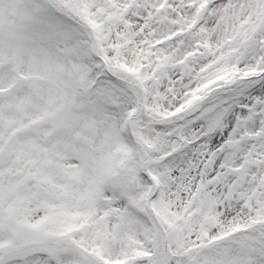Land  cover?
Instances as JSON below:
<instances>
[{"label": "rangeland", "instance_id": "374dc122", "mask_svg": "<svg viewBox=\"0 0 264 264\" xmlns=\"http://www.w3.org/2000/svg\"><path fill=\"white\" fill-rule=\"evenodd\" d=\"M20 5L0 0V264H131L138 252L157 264H264V0H108L101 45L87 28L96 58L73 61L59 47L66 20L48 10L13 26ZM111 67L133 84L90 95ZM230 72L258 84L213 99ZM134 142L152 147L153 163L142 151L140 169ZM160 178L180 238L151 249L144 208L155 216ZM128 202L142 224L119 236L112 212ZM220 238L229 254L195 252Z\"/></svg>", "mask_w": 264, "mask_h": 264}, {"label": "trees", "instance_id": "16d2710c", "mask_svg": "<svg viewBox=\"0 0 264 264\" xmlns=\"http://www.w3.org/2000/svg\"><path fill=\"white\" fill-rule=\"evenodd\" d=\"M106 2L108 3V0H43V3H40V5L35 0H21V5L19 6V11L17 13H23V16L19 17V21L17 20L14 23L12 22L11 24H13V26H16L18 24L26 22L28 25L31 26L33 23L36 22L38 15L44 14L46 11L51 10V12H53L56 16L63 17L66 20V26L70 27L71 29L69 39L67 38L66 40H64L65 33H63V35L61 36V41L65 42H62L59 47L60 50L63 51L64 56L70 60H72L73 57L76 56L79 58L83 57L84 60L87 58L94 59L96 58V56H94L92 51L93 40L90 37L87 28H93L94 36L96 37L98 43L101 45L102 40L99 38L101 30L99 29L102 28L105 20L113 18L111 14H106V11H108V9H111V6L106 7ZM52 5H63L70 11L71 14H56V10L54 9V7H52ZM261 27L262 29L264 28V22L263 24L261 22ZM260 63H264V56L261 57ZM260 77H262V75H260ZM239 79L241 78H239L238 73L230 72L227 76H225V80L222 82L224 86L215 91L213 99L219 100L224 97L230 96L231 98L236 97L235 99L240 100L241 96L244 93L250 92V90L258 84H251L250 82L248 83V80L246 81V79ZM131 81L132 80L129 78V76L126 73H123L122 70L111 67L110 69H108V71L105 69L102 70V72L100 73L99 82L96 85L94 84L91 87H88V91L90 95L91 92L94 91L98 93L99 90L102 88L101 85L104 84V87L102 89L107 92V90L111 89V86H113V84L110 83H116L121 85H125V83L133 84V82ZM107 82L109 83V85L105 86ZM236 128V126H233V128L230 130L229 138L233 137ZM138 137L140 138L139 135ZM142 144L147 149L148 155L150 157V164L153 163L152 157L154 156L155 151H153L152 147H150L149 145L147 146V144H144L143 142ZM132 151L133 153H135L136 157L140 161V169H142L143 154L141 153L139 145L135 142L133 144ZM126 163L127 160L122 164L120 170L125 167ZM116 178L117 177H111L108 179V181L114 182ZM120 186V183H110L109 186L106 188L108 191H110V197L112 199L120 200L123 198L126 189H121ZM165 187V180L160 178V180L158 181V190L156 193L157 195L154 199L155 203H153L154 207H152L156 218H154L151 213L147 210V208H144L143 206L145 214L148 217V221L152 223L151 229L149 231L146 230L144 233V236L147 239V243L150 242V244L152 245L151 249L154 248L153 246L159 245L160 241H157L158 236H161L163 242L165 235L167 236V246L175 245L180 238V230L172 227V224L170 225V222H167L168 218L165 215L164 203L162 201L165 195ZM135 192L136 191L133 190V194ZM112 217L116 221L114 225V228H116L115 234L119 236H121L124 232H127L129 234L130 232L134 231L137 226L142 224L141 216L138 214L137 207L129 202L125 205L123 210L119 212H112ZM255 226L256 225H253L248 229L233 232L227 238L232 241L234 239H237L242 234H246L249 237L252 235L251 231L257 229L255 228ZM162 227L165 229V232L162 230ZM258 228H260V233H264V224ZM207 241L208 243L202 244V246H200V249H197V251H195L199 253V256H201L202 252L206 250H209L208 252L210 253V251L213 250L214 246L216 245L225 247V254H229V252L231 251V246L233 244V242H223L222 238L216 240L207 239ZM253 244L251 245V247H248L246 252V255L249 259L254 257L257 251L259 250V245L255 242V239H253ZM179 246L180 243L177 244L176 249H178ZM140 255L141 252H138L137 256H134L135 258H137V260H133L134 262L131 264H157L155 263L154 259L151 258L153 257L152 255L147 254L146 257H142ZM189 264H194V261H189ZM204 264H208V262L206 261L204 262Z\"/></svg>", "mask_w": 264, "mask_h": 264}, {"label": "bare ground", "instance_id": "6f19581e", "mask_svg": "<svg viewBox=\"0 0 264 264\" xmlns=\"http://www.w3.org/2000/svg\"><path fill=\"white\" fill-rule=\"evenodd\" d=\"M252 96L254 95V94H251ZM227 130H228V128L227 129H225V130H223L222 132H221V136L219 135V136H217V138L216 139H218V141H219V139H223V138H225L226 137V135H227ZM214 140V142H217V140Z\"/></svg>", "mask_w": 264, "mask_h": 264}, {"label": "water", "instance_id": "95a60500", "mask_svg": "<svg viewBox=\"0 0 264 264\" xmlns=\"http://www.w3.org/2000/svg\"><path fill=\"white\" fill-rule=\"evenodd\" d=\"M16 83H19V81L17 80ZM5 160L7 161L8 157ZM134 186L137 187V178H134Z\"/></svg>", "mask_w": 264, "mask_h": 264}]
</instances>
